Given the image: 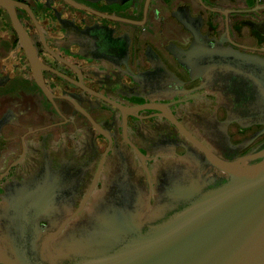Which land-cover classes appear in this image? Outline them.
<instances>
[{
  "label": "flooded vegetation",
  "instance_id": "1",
  "mask_svg": "<svg viewBox=\"0 0 264 264\" xmlns=\"http://www.w3.org/2000/svg\"><path fill=\"white\" fill-rule=\"evenodd\" d=\"M0 1V205L43 157L91 205L264 144V0Z\"/></svg>",
  "mask_w": 264,
  "mask_h": 264
},
{
  "label": "water",
  "instance_id": "2",
  "mask_svg": "<svg viewBox=\"0 0 264 264\" xmlns=\"http://www.w3.org/2000/svg\"><path fill=\"white\" fill-rule=\"evenodd\" d=\"M202 150L147 197L120 187L91 205L77 196L82 166L72 181L41 158L1 197L0 264H264V144L241 157Z\"/></svg>",
  "mask_w": 264,
  "mask_h": 264
}]
</instances>
